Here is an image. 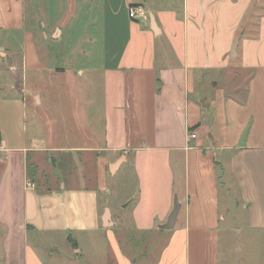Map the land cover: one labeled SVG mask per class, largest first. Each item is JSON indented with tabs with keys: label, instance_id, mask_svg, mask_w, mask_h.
Here are the masks:
<instances>
[{
	"label": "crops",
	"instance_id": "1",
	"mask_svg": "<svg viewBox=\"0 0 264 264\" xmlns=\"http://www.w3.org/2000/svg\"><path fill=\"white\" fill-rule=\"evenodd\" d=\"M254 3L57 0L53 13L49 0H0L1 264H50L36 244L44 232L97 237L116 249L117 231L124 249L116 256L119 264H224L219 233L233 225L234 198L228 193L229 203L221 207L216 173L220 153L236 147L247 120L246 151L259 154L225 155L224 162L239 198L250 206L247 227L264 231V15L255 40L239 29ZM130 5L143 7L148 19L130 20ZM237 36L230 59H240V66L234 67L227 58ZM230 68L251 75L255 107L249 96L247 108L226 107L231 128L216 125V144H206L208 132L196 113L200 103L190 96L197 74L213 80L223 72L226 80ZM41 77L52 82L44 99L58 104L62 95L69 102L78 145L56 146L58 129H48L54 120L38 109ZM27 97L38 116L45 113L40 128L30 131ZM189 133L196 138L187 140ZM124 166L132 169L137 195L126 199L133 205L121 214L108 207L104 175ZM178 173L180 197L174 190ZM88 180L90 187L75 186ZM175 200L176 221L164 230ZM66 241L79 255L78 240Z\"/></svg>",
	"mask_w": 264,
	"mask_h": 264
},
{
	"label": "rangeland",
	"instance_id": "2",
	"mask_svg": "<svg viewBox=\"0 0 264 264\" xmlns=\"http://www.w3.org/2000/svg\"><path fill=\"white\" fill-rule=\"evenodd\" d=\"M49 1V10L55 13L56 9L54 5H56L57 0ZM253 6L254 7L252 9L246 11L244 15L245 17L240 20L239 29L244 31L243 34L245 38L255 40L260 35L261 26H263L262 17L264 15V0H255ZM238 37L239 36H237L235 40L238 39ZM235 40L233 41L231 48ZM241 46L242 43H240L239 47L241 48ZM227 59L231 62L230 66H240V59L231 60L230 53L228 54ZM226 71H231V73H227L226 80L220 79L223 72H220L219 74H212L213 76L215 75L216 78L213 80H210L209 77H206L204 74H197V85L195 86L196 91L192 96H190V100L194 105L196 102L200 103L198 106L199 109H197L196 113H198L200 118L201 130H207L208 132L207 138L202 139V141H205L206 144H216L214 137L216 125L222 128L223 131L231 128L230 120L233 119V114L227 111L226 107L229 106L231 109L235 106L248 107L247 96H249L250 99L251 95L249 85L250 74L235 73L237 70L231 68ZM218 77L220 82H218ZM44 79V77L40 78V90L43 106L38 109L47 110L54 120L53 123L52 121H48V129H53V124L54 128L58 129V141L56 146L78 145L80 143L79 137L75 135V132L72 133L69 126L71 121L69 102L67 99L65 101L62 95H59L58 97V100H60V103L58 104L57 102L55 104L49 103L51 102V98L44 99L43 95L46 89L52 90V82L48 78ZM0 81H3L2 77H0ZM0 85V89L2 90L4 88V84ZM36 85L39 86V83H36ZM47 86L48 88H46ZM54 90L59 91V89ZM96 92H98V90H95V93ZM27 99L28 105L26 125L30 131L33 127L40 128L39 117L45 116V113L43 114V112H41L38 116L30 97H27ZM251 101L253 102L251 106L254 104L255 107V100L253 101L250 99V102ZM259 109V106H257L255 110L260 113ZM88 111H91V109H88ZM194 113L195 112H193V114ZM242 116H244V119H247L246 114ZM35 123L39 125L36 126ZM251 124V120L246 121L244 128L241 130L236 139L238 140L236 147H234L230 152L227 151L226 153H220L221 167L218 168L216 173L218 180L217 191L221 207L225 208L229 203V201H227V196H229L228 193H231V196L234 198V201L232 202L234 203V206L230 207V211H232L233 215V225H226V228L221 230L219 233L220 246L225 255V259L227 260L224 264H264V231L258 228L250 229L247 227L250 221L247 216L248 209L245 207L250 206L239 198L238 193H240V191L237 189V186L232 179L228 164L224 162L225 155L232 158L240 156V159H242L247 156L259 154L246 151L248 145L246 137L248 138V134H250ZM40 130L41 129H38L37 135H41ZM55 155V153L49 154L50 157H54ZM240 163L243 165V162ZM63 171H65V169ZM78 173L80 174L81 171H78ZM104 177L108 191V196L105 195V198L108 200L107 204L111 212H120L121 214L129 212L133 204H129L126 199L129 197L134 198L136 197L135 195H137L135 178L132 169L124 166L116 175L113 176L107 172ZM75 184V186L79 187H90L91 185L89 180L84 182H75ZM181 184V174L178 173L174 186L175 194L178 197H180L182 187ZM101 199H103V197H101ZM115 234H117L115 237L117 244L116 249L103 245V243L99 242L97 237L93 238V240H89L87 236H79L76 233L61 235L44 232L37 237L38 243L36 244L38 245V251H41V256L43 258L50 259L48 260L50 261V264H57V262L58 264H119L120 262L117 260L116 256L118 253L123 254V235H121L122 233L120 232L118 233V231ZM66 238H75L78 240L79 244L77 249L80 252L79 255H77L72 250V247L68 245ZM33 239H31L30 242H33ZM1 263L2 260L0 258V264Z\"/></svg>",
	"mask_w": 264,
	"mask_h": 264
},
{
	"label": "built area",
	"instance_id": "3",
	"mask_svg": "<svg viewBox=\"0 0 264 264\" xmlns=\"http://www.w3.org/2000/svg\"><path fill=\"white\" fill-rule=\"evenodd\" d=\"M127 14L132 21H146L148 19L147 11L139 5H130L127 8ZM196 136L192 133L188 135L187 140L195 139Z\"/></svg>",
	"mask_w": 264,
	"mask_h": 264
},
{
	"label": "water",
	"instance_id": "4",
	"mask_svg": "<svg viewBox=\"0 0 264 264\" xmlns=\"http://www.w3.org/2000/svg\"><path fill=\"white\" fill-rule=\"evenodd\" d=\"M151 21H152L151 23H152V26H153L154 22H153L152 18H151ZM236 47H237V40H235V42H234V44L232 46L230 58H234L235 57ZM114 168H115V166H113L111 168L110 172H112ZM178 210H179V205H178L177 201L175 200L174 204H173V209H172L171 213L168 216L167 222L162 227L164 230H171L173 228V225H174V223L176 221V216H177Z\"/></svg>",
	"mask_w": 264,
	"mask_h": 264
},
{
	"label": "trees",
	"instance_id": "5",
	"mask_svg": "<svg viewBox=\"0 0 264 264\" xmlns=\"http://www.w3.org/2000/svg\"><path fill=\"white\" fill-rule=\"evenodd\" d=\"M194 127H197V126H194ZM194 127H193V128H194ZM193 128H190V129L188 130V132H191V131L193 130Z\"/></svg>",
	"mask_w": 264,
	"mask_h": 264
}]
</instances>
